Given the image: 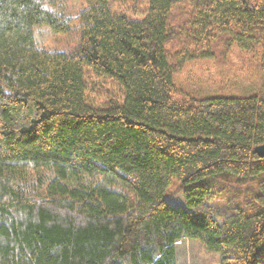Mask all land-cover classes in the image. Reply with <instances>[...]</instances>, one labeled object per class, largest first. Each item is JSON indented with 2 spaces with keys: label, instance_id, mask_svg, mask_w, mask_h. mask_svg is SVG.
<instances>
[{
  "label": "trees",
  "instance_id": "16d2710c",
  "mask_svg": "<svg viewBox=\"0 0 264 264\" xmlns=\"http://www.w3.org/2000/svg\"><path fill=\"white\" fill-rule=\"evenodd\" d=\"M69 1L0 0V264H176L182 239L264 264V0ZM233 51L255 96L174 83Z\"/></svg>",
  "mask_w": 264,
  "mask_h": 264
},
{
  "label": "rangeland",
  "instance_id": "374dc122",
  "mask_svg": "<svg viewBox=\"0 0 264 264\" xmlns=\"http://www.w3.org/2000/svg\"><path fill=\"white\" fill-rule=\"evenodd\" d=\"M67 8L72 16H75L82 8L81 1L70 0ZM121 8L126 9V6L122 5ZM127 12L138 20L143 12V5L137 4L135 12ZM34 35L40 46L51 51H69L75 42L73 34L53 35L42 27L37 28ZM248 63L243 55L240 57L236 51H233L224 64H218L212 60L187 64L183 72L176 76L174 83L185 92L203 95L207 98L255 96L260 92L262 75L259 70L249 67ZM114 93L118 95L120 89L110 81L106 82L104 87L95 83L88 90L90 98L97 101H102L106 95L112 97ZM177 194L178 192H174L169 199V203L175 206L179 205L176 203ZM176 254V264H220L219 255L204 253L200 243L194 240L182 239L176 246Z\"/></svg>",
  "mask_w": 264,
  "mask_h": 264
},
{
  "label": "water",
  "instance_id": "95a60500",
  "mask_svg": "<svg viewBox=\"0 0 264 264\" xmlns=\"http://www.w3.org/2000/svg\"><path fill=\"white\" fill-rule=\"evenodd\" d=\"M255 154L264 158V144L257 146V148L255 149Z\"/></svg>",
  "mask_w": 264,
  "mask_h": 264
}]
</instances>
